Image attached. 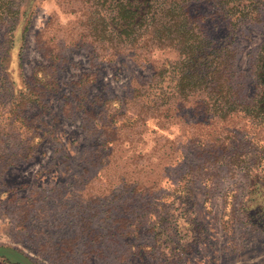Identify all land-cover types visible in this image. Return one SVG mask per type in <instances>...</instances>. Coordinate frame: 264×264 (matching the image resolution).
I'll list each match as a JSON object with an SVG mask.
<instances>
[{
    "label": "rangeland",
    "instance_id": "374dc122",
    "mask_svg": "<svg viewBox=\"0 0 264 264\" xmlns=\"http://www.w3.org/2000/svg\"><path fill=\"white\" fill-rule=\"evenodd\" d=\"M91 6L27 0L10 43L0 26V249L35 264H264V189L201 165V137L223 125L194 126L201 118L189 112L135 122L133 111L104 104L177 54L155 51L151 66L125 55L96 61ZM188 11L206 38L235 48L250 98L264 0L234 29L209 1ZM114 118L119 137L110 146L99 133Z\"/></svg>",
    "mask_w": 264,
    "mask_h": 264
},
{
    "label": "trees",
    "instance_id": "16d2710c",
    "mask_svg": "<svg viewBox=\"0 0 264 264\" xmlns=\"http://www.w3.org/2000/svg\"><path fill=\"white\" fill-rule=\"evenodd\" d=\"M93 13L88 19L96 61L110 63L117 56H128L152 65L155 51L170 50L177 60L153 68L152 75L122 100H106L105 105L122 107V116L133 111L135 122L154 119L168 122L175 112H189L201 118L194 126L211 128L201 137L205 165L219 164L225 173L240 174L248 188L264 189V45L253 60L249 76L253 95H243L242 73L236 65L235 48L214 43L205 37L201 19L189 14L193 3L211 2L229 28L253 17L261 0H89ZM27 0H0V26L8 28L6 42L23 16ZM245 90V89H244ZM238 123H247L262 133L261 138L239 132ZM117 118L101 126L104 144L118 143ZM107 134V135H106ZM115 134V135H114ZM107 137V138H106ZM109 137V138H108ZM211 149V150H209ZM252 149V150H251ZM246 195L253 196V192ZM248 197V196H247ZM0 257L8 264H35L14 249Z\"/></svg>",
    "mask_w": 264,
    "mask_h": 264
}]
</instances>
